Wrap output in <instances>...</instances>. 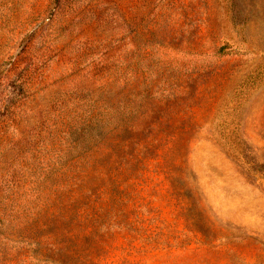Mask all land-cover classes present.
I'll return each mask as SVG.
<instances>
[{
    "label": "rangeland",
    "instance_id": "rangeland-1",
    "mask_svg": "<svg viewBox=\"0 0 264 264\" xmlns=\"http://www.w3.org/2000/svg\"><path fill=\"white\" fill-rule=\"evenodd\" d=\"M0 264H264V0H0Z\"/></svg>",
    "mask_w": 264,
    "mask_h": 264
},
{
    "label": "trees",
    "instance_id": "trees-1",
    "mask_svg": "<svg viewBox=\"0 0 264 264\" xmlns=\"http://www.w3.org/2000/svg\"><path fill=\"white\" fill-rule=\"evenodd\" d=\"M115 163L113 161V165L106 166L98 154L91 155L73 170L71 180L74 182L67 184L66 192L80 196L98 193L101 197V192H104L109 204L103 210L105 215H120L128 197L127 183L130 176L127 169L116 168Z\"/></svg>",
    "mask_w": 264,
    "mask_h": 264
}]
</instances>
